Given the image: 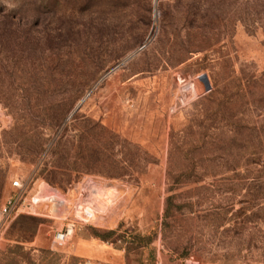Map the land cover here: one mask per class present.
<instances>
[{"label": "rangeland", "instance_id": "rangeland-1", "mask_svg": "<svg viewBox=\"0 0 264 264\" xmlns=\"http://www.w3.org/2000/svg\"><path fill=\"white\" fill-rule=\"evenodd\" d=\"M8 199L0 264H264V0H0Z\"/></svg>", "mask_w": 264, "mask_h": 264}, {"label": "built area", "instance_id": "built-area-1", "mask_svg": "<svg viewBox=\"0 0 264 264\" xmlns=\"http://www.w3.org/2000/svg\"><path fill=\"white\" fill-rule=\"evenodd\" d=\"M14 186H20V183L18 180H15L12 182ZM16 201L12 199H8L5 204L2 206L0 215H10L15 209H16ZM74 225L72 223L66 224L64 227H62L60 230H58L55 233V239L59 244L64 243L66 240H68L71 235L73 234ZM78 264H90L87 262H81Z\"/></svg>", "mask_w": 264, "mask_h": 264}, {"label": "bare ground", "instance_id": "bare-ground-1", "mask_svg": "<svg viewBox=\"0 0 264 264\" xmlns=\"http://www.w3.org/2000/svg\"><path fill=\"white\" fill-rule=\"evenodd\" d=\"M52 199H53V201H56V200H58V198H56L55 196H54V197H52Z\"/></svg>", "mask_w": 264, "mask_h": 264}]
</instances>
